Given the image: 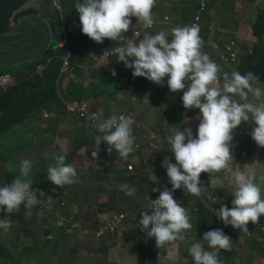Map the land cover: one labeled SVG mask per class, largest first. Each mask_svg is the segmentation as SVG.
Listing matches in <instances>:
<instances>
[{"label": "clouds", "instance_id": "clouds-1", "mask_svg": "<svg viewBox=\"0 0 264 264\" xmlns=\"http://www.w3.org/2000/svg\"><path fill=\"white\" fill-rule=\"evenodd\" d=\"M155 4L156 0H83L76 3L75 9L79 14L82 33L97 44H102L105 39L115 42L124 39L123 34L128 32L132 23L131 17H135V22L142 23L145 28L152 27L155 20L150 36L138 43L128 39L125 47L114 49L118 60L126 68L133 70V77H143L161 86L164 77H169L167 87L170 91H183L184 108L199 109V120L192 125L188 122L178 125L169 120L170 130L189 126L167 138L176 163H171L165 157L161 166L166 169L172 189L161 191L153 188V192L159 191V197L154 201L149 199L150 204L140 214L141 231L149 239L154 237L156 247L162 249L178 240L183 241L192 228L187 210L177 203L173 193L183 188L191 195L200 197L201 173H209L212 177L216 173H227L230 170L234 129L242 122H247L237 129L239 138L240 135L251 134L257 146L264 148V91L256 86L259 77L251 71L243 75L238 71L221 74L219 65L202 51L203 40L199 35V28L194 25L195 20L192 26L172 28L171 34L165 33L164 29L159 30L161 22L152 10ZM166 23L172 25V21ZM136 35L138 34L135 32L134 36ZM186 81H190V84L185 91ZM102 115L95 114V118L99 120ZM133 124V118L125 115H112L99 120L97 133L103 135L94 137L96 150L92 152V157H97L98 146L104 142L109 146V154L114 150L119 157L127 158L134 151ZM196 131L197 136L194 138L192 132ZM243 158L246 161L241 163L247 165L248 160L252 162V157L249 158L246 151ZM54 160L55 162H47L46 166L47 178L52 184L63 188L80 182L77 169L71 163L66 164L63 155L55 156ZM32 167L31 160H21L20 176L11 185L0 187V211L9 216L16 214L14 222L7 217L0 220V234L5 237L10 232L17 231V228H12L13 223H20L31 212H35L44 219V223L49 217L56 219L55 230L46 228L43 239H54L52 242L68 237L75 239L71 215H64L58 202L51 197L46 200L38 199V195L44 197L45 193L37 185L41 180L39 170L34 173L33 180L29 179ZM233 176V207L229 209L221 206L218 210L213 209V212L225 226L231 225L234 229H239L238 237L242 241L250 240L251 224L258 223L260 216L264 215L262 186L255 182L257 174L253 168H248L247 171L238 169ZM259 179L264 181V175ZM119 190L128 196H133L136 192L134 187L126 183L119 185ZM53 194L62 201V206L66 205L62 200L63 195ZM59 231H63L65 235L57 234ZM202 241L207 243V249L204 243L197 242L188 250L194 264H221L218 258L220 251H231L232 240L221 229L206 232ZM49 243L44 245L45 251ZM185 264L188 262L185 261Z\"/></svg>", "mask_w": 264, "mask_h": 264}, {"label": "crops", "instance_id": "crops-1", "mask_svg": "<svg viewBox=\"0 0 264 264\" xmlns=\"http://www.w3.org/2000/svg\"><path fill=\"white\" fill-rule=\"evenodd\" d=\"M29 1H19L15 4L14 10L0 12V70L1 68L6 67L7 64L21 65L26 61H29L28 63H44V61L53 52V49H58L60 45L70 46V29L72 30V34L83 42L82 44H78L76 47L74 46V51L69 50L67 54L61 57L63 60V57L70 56L72 66V72L66 79L62 78L61 69V75L58 80L59 86L57 85V82L55 85L57 101L61 100L63 104H57L51 110L43 111L42 113L36 115L35 118L27 124V126H31L30 129H18L15 131L18 134L23 132L25 133V131L28 133L29 131H32L34 134H40L44 133L43 129L45 127H48V131L52 135V140L46 143L48 146L47 148L39 151V148L34 145L33 148H27L26 150L18 149L19 152H26L27 150L33 152L31 155L22 157V159L31 160L32 165L34 163H42L46 167L47 162H55L54 157L57 156L60 151L69 152L72 156L71 162L81 164V170L78 171L80 182L72 185H65L70 187V191H74L75 196L71 198V201H74L75 204L66 203L65 206H62V201H58L60 211L66 216L71 215L70 217L73 218V223H77L80 227L74 229L75 239L70 237L61 238L47 245V251L49 253H54V257L57 258L56 262H53L51 259L47 261V263H146L143 262V260L138 262L135 256L132 258L123 257L124 245L130 240H139L138 245L142 248L140 249V252L149 248L145 242V240L147 241V238L137 231L139 223L131 216L126 217L123 225L116 231V233H114L113 237H103L100 239L86 237V233L88 231L95 230L98 232V230L105 225L106 221L104 219L115 209L120 208L116 206L118 205L117 202L123 200L124 198L134 200L132 202L137 201L139 213H142L145 211L143 206L147 203L149 197L146 196L145 193L141 192V194H139L137 191L135 192V195L128 196L123 191L119 190V185L121 184L126 183L135 189L137 188L136 185L139 184V178L132 175L127 170L115 169L108 160H102L100 165L97 166V161H95V159L83 157V150L90 142L95 141L94 137L97 136V134L92 129L86 127L82 122L78 120H71L67 114L64 102V100L74 98L84 100L88 99L94 109V103L91 99L97 100L106 96L110 99H114L113 94L108 91L111 88L114 90V88L107 86V82L112 80L114 84L117 83V81L123 78V76L119 74V65H123L124 68L126 67L123 62H119L118 58L116 60H113V58L107 60L103 55L106 50L115 47V45L122 42L123 39L117 42L108 40V43L103 42L102 44H97L92 41L82 33L79 14L76 9L75 14L73 15L67 16L65 14L64 8L68 6V0H49L53 3V5H48V8L51 11L50 15H47L46 13L39 15L33 14L32 16L24 17L21 20L16 19V13ZM197 1L199 0H156V4L152 10H154L156 18L161 22L159 30H163L167 27L166 21H172L173 28L188 25L189 23L181 24V22L187 21V18L184 15V10L187 7L189 19H191L196 12L194 9ZM200 1L201 5L198 10H202V14L196 17L194 25L199 28V35L203 40L202 51L207 53L212 61L215 62V60H217L221 69V74L224 72L231 74L232 71H238L243 75L251 71L257 75L260 80L262 77L256 71L241 69L235 66L236 62L231 59L229 48L232 47L233 42L236 41L242 51V45L237 38L228 37V34L239 35L244 32L249 38L256 40L257 44L264 43V27L259 31L254 28L263 21L261 12L264 7L261 6V0H231L232 2L238 1L239 3V7L235 9L226 5H219L217 1H215L212 5H210L209 0ZM78 2H83V0H77L76 3ZM59 3L62 4V6L59 7L60 11L56 7ZM20 6L21 8H19ZM243 8L246 9V13L243 11ZM207 11V17L209 16V18H206L207 23L205 24L203 17ZM47 16H49V18ZM167 17L169 18L168 20ZM247 18L250 20V24L245 22V19ZM51 19L57 23L56 33H54L52 29V24H50ZM131 21L132 23L128 32L123 34L125 39L131 38V32L135 28V17H131ZM249 25L250 28H248ZM221 40L226 42L224 46L221 45ZM257 44L253 53L247 54L244 57L254 55ZM81 49H83L82 57L78 59V65L81 66L79 67L81 69V74L76 75V70L79 68L75 66L74 62H76L79 57ZM98 56L102 57L103 62L98 63L96 61L97 58H99ZM72 57L74 58V62L72 61ZM85 57L88 59L83 62ZM86 64L87 67L83 68L82 66ZM113 66L116 67L115 73L111 71ZM45 68L46 65H42L40 67L41 73L45 70ZM126 69L132 71V69ZM92 71L95 72V75L89 73ZM46 76L50 77L51 74L47 73ZM101 76L104 77L103 80L99 79ZM168 79L169 77L165 76L163 85L161 86L142 78V83L144 84L141 83V85H139L135 90L134 98L138 100L137 102H127L123 100L122 106H119L117 101H115L111 103L107 111L95 109L104 114L105 117H110L112 115L119 116L125 112H132L137 115V119L139 121L145 124H150L156 115L159 116L158 109L163 107L165 104L156 100L155 108L149 112H146L142 105L146 103V96L149 94H153V97L159 95L162 100H165L164 102L168 103L170 98V89L167 87ZM96 81L100 82V86L95 85ZM70 89L71 91H69ZM178 103L180 108L169 112L168 119L170 121L178 125H185L189 120L193 122H197L199 120V109H185L182 97L181 100L180 98L178 99ZM47 114L52 116L50 120H46L45 116ZM159 124L161 123L159 122ZM32 126H37L39 129L31 130ZM135 128L138 127H133L132 130ZM72 134H75V136H72ZM27 136L28 135L25 133V137ZM251 143L254 144L252 141ZM255 155L256 151L252 154V162L246 165L245 171H247L248 168L255 169L257 174L255 182H258L260 183V186H263L262 184L264 181H261L259 177L264 175V160L262 159L264 152L261 151L260 156ZM231 166L232 171L234 168H239L235 160H232ZM38 167L40 171V166ZM132 178H137V180L132 183ZM233 183L234 177L231 181V184ZM37 185L44 193L46 189L57 187L49 180L38 181ZM227 193L221 195V201L226 198ZM45 198L47 199L48 197ZM205 200L210 202L209 197H206ZM180 206H182L181 203ZM189 220L192 224L200 219L197 215L196 217H189ZM55 222V217L49 218V220L45 221L42 225L34 227L32 229V233H36L37 228L55 230ZM129 230L133 231L134 237L126 235ZM81 237L82 239H80ZM149 241L150 247H154L156 242L155 238H150ZM184 241H188L189 248L192 244L197 242L204 243V246H206L207 243L203 242L202 239L197 238L195 233H193L192 228L185 236V239L183 241H179L180 251L177 257H182L184 264L185 261H187L188 264H193V259L188 250L187 252L183 250L182 244ZM244 241H246V239ZM94 246H101L102 251H93L92 249ZM59 250H61L63 256L59 254ZM258 257L259 260H256L254 264H264L261 257L259 255Z\"/></svg>", "mask_w": 264, "mask_h": 264}, {"label": "rangeland", "instance_id": "rangeland-1", "mask_svg": "<svg viewBox=\"0 0 264 264\" xmlns=\"http://www.w3.org/2000/svg\"><path fill=\"white\" fill-rule=\"evenodd\" d=\"M19 1L20 0L15 1L14 4H17ZM76 1L77 0H68L69 4L66 8H64L65 14L67 16L75 14ZM209 1H210V5H212L215 1H217L219 5H226L234 9L239 7L238 1L237 2L236 1L232 2L231 0H209ZM239 1H243V0H239ZM251 1H255V0H251ZM28 5L29 4L25 5L24 8L20 10V13L24 9H26ZM200 5H201L200 0L195 3L194 10L196 12L191 19H189L188 9L186 7L184 10V15L187 18V21L181 22V24L189 23L186 26H192L195 20V15L197 14ZM60 6H62L61 3L56 5L58 10ZM261 6L264 7V0H261ZM243 11L246 13L245 8H243ZM207 15H208V11L205 12L203 17V20H205L204 22L205 24L207 23L206 18H209V16L207 17ZM261 17L263 21L259 25L254 27L255 30L257 31L261 30L264 27V9L261 12ZM21 19L22 18H20V20ZM245 22L247 24H250V20L248 18L245 19ZM172 28L173 25H167V27L164 29V32L171 34ZM248 28H250V25L248 26ZM228 37L237 38L242 45V56L239 62L235 64L236 67H239L242 58L247 54L253 53L257 41L249 38L248 35L244 32L239 35L229 33ZM104 42L108 43V39H105ZM225 43L226 42L221 40L222 46H224ZM82 53H83V49H81L79 53V57L75 62V66L78 68L81 67L78 65L79 63L78 59L82 57ZM258 58H260V55ZM87 59L88 58L85 57L83 62H85ZM98 59H100V60H96L98 63L103 62L102 57H99ZM28 62L29 61H26L24 63H28ZM82 67L83 68L87 67V64L83 65ZM115 68L116 67L113 66V69H111V71H113L114 73L116 72ZM118 68H119L118 69L119 74L123 76V78H121L115 84L113 83L112 80L107 82V86L114 88V90L112 88L108 90L111 94H113L114 99H110L107 96L103 98H99L97 100L91 99L96 109H102L107 111L111 103L115 101H117L119 106H122L123 100L127 102L138 101L136 98H134L135 91L130 92L129 90L131 89V84L133 83L140 84L139 77L133 78L132 71H129L126 68H124L123 65H119ZM71 72L72 71H68V72L63 71L62 78L66 79ZM89 73L95 75V72L93 71ZM79 74H81L80 68L76 70V75ZM259 75L262 74L259 73ZM103 78L104 77L101 76L99 79L103 80ZM132 79H134L133 82ZM95 85L100 86V82L96 81ZM257 86L260 87L262 91H264V84H258ZM169 92H170V98L168 103L164 102L165 100L164 99L162 100V98H160L159 95L153 97V94H149L146 96L147 98L146 103L142 105L146 112L152 111L155 108L156 100L158 102H161L162 104H165L163 105V107L158 109L159 116L156 115L150 124H145L139 121L135 113L125 112L121 114L125 116L129 115L130 117L133 118V120L137 123V125H140V127L132 130V135L134 137V143H133L134 151L127 158L119 157V154L116 153L114 150L111 152V154H109L108 152L109 146L104 142L100 143V145L98 146V155L96 158H93L92 152L96 150L95 141L90 142L88 146L83 150V157L85 158L90 157L95 159V161H97L96 163L97 166L100 165L102 160H108L110 161L111 165L114 166L115 169L127 170L129 173L139 178V180L141 179L143 181L141 192H143V188L147 187V182L149 183L151 188H158L161 191L164 189L171 190L172 185L169 183V178L167 176L166 169L161 166L165 157H167L171 163L173 164L176 163L174 154L171 152L169 145H167L168 143L167 138L169 137V135L170 136L174 135L176 131L179 130L184 131L185 129H188L189 126H187L184 129H180L177 127H174L173 130L169 129V119H168L169 112L173 110H178L180 108V105L178 103L180 91L175 93L171 91ZM262 99H264V97H262ZM61 104H63V102H61ZM193 109L197 110L195 108ZM67 114L69 115L71 120H78L82 122L86 127L92 129L97 135H103L102 133H97V124L99 120L109 118V117H105L103 114L102 116L99 117V120L96 121V123H94L90 120V118L80 119L77 117H73L69 114L68 111ZM159 122L161 124H159ZM194 123L195 122L193 121L190 120L188 121V124L190 125ZM33 129H39V128H37V126H32L31 130ZM43 130L44 133H40V134H34L32 131H29V133L25 131V133L28 135L27 137H25V133L23 131H22L23 133L18 134L14 131V128L9 129L7 131H3V129L0 128V187L4 185H10L8 181L10 179L11 180L14 179V175L10 173V170H12V168L15 166L16 161L20 162L21 160H23L22 159L23 156L33 154L32 151L27 150L26 152L24 151L19 152L18 149L26 150L27 148H33V146L35 145L36 147L39 148V151H42L48 147L46 143L52 140V135L49 133L48 127H45ZM192 134L193 137L195 138L197 136V131L192 132ZM72 136H75V134H72ZM245 139L249 140V144L245 145L244 143ZM250 141H253L251 134L248 136L240 135V138L234 144L231 153L233 160H235L237 163L246 161L243 158V152L245 151L248 152L249 158L255 151H256L255 156H260L261 151L259 149L264 151V148H260L257 146V144L254 141H253L254 144L250 143ZM58 155H63L65 157V163L66 164L71 163L72 166L77 169V172L81 170L80 163L71 162L72 156L69 154V152L67 153L60 151L58 152ZM40 164L41 163H34L32 166H40ZM232 173L233 172L231 165H230V170L227 173L222 171L220 173L214 174L212 177L209 173H201L200 176L201 184L199 186L202 188V195L200 197H195L189 193L180 198L181 205L187 210L189 217L197 216V210L199 209V202L204 203L202 199L209 197L210 202L221 201V195H223L224 193L226 194L230 188V185L228 183L231 181V178L233 177ZM256 183L260 184L258 182ZM262 185H263L262 187H264V183ZM52 190L58 192L60 195H63L62 200L65 201L66 203L75 204L74 201H71V198L74 197L75 194L74 191H70L69 186H64L63 188H59L57 186L55 188L46 189L45 196L40 197L38 195V199L46 200L45 197H51L58 202L59 200L50 193V191ZM185 191L183 188L176 190L173 193V198L174 197L176 198L180 192H185ZM157 193L160 194L159 191H157ZM132 201L134 200H128L127 198H124L123 200L117 202L118 205L116 206L120 208L115 209L111 214H109L104 219L108 223L107 233L98 234L95 230L94 231L90 230L86 233V237H91L92 239L113 237L114 233H116V224H117L113 221L117 216H125V217L131 216L134 218L135 221L139 223L140 219L142 218L140 215L141 213H139V206L137 201L135 202ZM177 203L179 204L180 201H177ZM213 209H214L213 207H210L211 211H213ZM31 213L32 214L28 216L26 219L20 221L16 232L12 231L5 237H3L0 234L1 242L5 246L8 252L6 257L12 258L14 256H19L22 253L29 252L32 254L30 259L26 260L23 258L19 261L18 264H49L47 263V261L51 259L53 262H56L57 258L54 257V253L51 252L49 253L48 251H45V249H43L46 243L52 242L54 241V239L45 240L42 238L43 236H46L45 234L46 230L44 228H37L36 233H32V229L34 227H38L39 225H42L44 223V219L42 217L37 216L35 212H31ZM259 220L264 222V215H261ZM137 231L147 238V241L145 240V242L149 248H146L144 249L143 252H140V249L142 248L139 247L138 245L139 240H135V239L130 240L124 245L123 257L132 258L133 256H135L138 262L141 260L147 262V263H139V264H152V263L182 264V257H177L180 251L179 240L174 242L171 246L167 248L159 249L156 247V242L154 247H150L149 238L147 237L146 233L141 231L140 225L138 226ZM57 234L65 235L63 231H59L57 232ZM126 235H131L132 237H134L132 230H129V232ZM53 236L55 237V235ZM80 239H82V237ZM244 244L248 246L251 250H253L255 253H257L264 262V241L246 240L244 241ZM92 250L99 252L102 251V247L94 246ZM40 254H43V256H40ZM59 254L63 255V253H61V250H59ZM253 257L254 256L249 251H247L244 258L251 259ZM0 264H6L3 258H0Z\"/></svg>", "mask_w": 264, "mask_h": 264}, {"label": "trees", "instance_id": "trees-1", "mask_svg": "<svg viewBox=\"0 0 264 264\" xmlns=\"http://www.w3.org/2000/svg\"><path fill=\"white\" fill-rule=\"evenodd\" d=\"M15 1L17 0H0V12L14 10ZM20 1L27 2L29 0H20ZM21 6L19 8H21ZM0 38H1V33H0ZM70 41H71L70 46L60 45L58 49H53V52L44 61V63L42 62L23 63L21 65L7 64L6 67L1 68L0 75L13 74V76L15 75V77L17 78L16 86L0 91V128L3 129V131H7L12 128H14V131L18 129H22V130L30 129L31 126H27V124L31 122L36 115L42 113L43 111L51 110L57 104H61V100L57 101L56 86H55L56 82L57 85L59 86L58 80L61 75V69L63 65V60L61 57L67 54L69 50H73L74 46L76 47L78 44L83 43L79 38H77L74 34H72L71 29H70ZM259 55L260 58H258ZM116 59L117 58H113V60ZM72 61L74 62L73 57H72ZM215 63L218 65L217 60H215ZM42 65H46V68L41 73L40 67ZM239 68L246 70H254L258 74L261 73L262 75L260 76L262 78L258 81V84H264V43L257 44L254 55L243 57V59L241 60V64L239 65ZM47 73L51 74V76L50 77L46 76ZM142 78L143 77H141V80ZM185 84L186 87L184 90L186 91L187 86L190 84V81H186ZM139 85H141V83ZM138 86H136L134 91L137 89ZM69 91H71V89ZM182 96H183V91H180L179 94L180 100ZM251 99L252 97L250 94L249 100ZM246 124L247 122H242L241 125H239L236 129L233 130L231 152L234 144L239 139V134L237 133V129ZM133 127H139V125H137V123L134 121L132 128ZM244 143L245 145L249 144V140L245 139ZM167 145L169 144L167 143ZM262 159L264 160V156H262ZM250 163L251 160H248L247 164ZM237 165L239 168H234V170L232 171L233 173L238 169L241 171H245L246 163L238 162ZM38 170H39L38 166H33L32 173L30 174L29 179L33 180L34 173ZM47 170L48 168H46L41 163L40 181L48 180ZM10 173L14 175V179L20 176V162L16 161V164L12 168V170H10ZM233 177L231 178V181ZM14 179L12 180L10 179L8 183L11 185ZM136 180L137 178H132L131 182L134 183ZM231 181L228 183L230 185V188L228 190L226 198L223 201L207 202L205 199H202L204 203L199 202V209L197 210V215L200 220L192 223V231L199 239H203V236L206 232L215 229H221L225 235L230 237V239L232 240L231 251H225V250L220 251L218 258L221 261V264H254L256 260H259V257L254 251H252L248 246H246L244 242L238 237L239 229H234L231 225L225 226L223 221L218 219V217L214 214V212L210 210V207H213L214 210H218L221 206H226L229 209L233 207L232 200L234 199V197L231 194L233 188V184H231ZM142 183L143 181L140 179L139 184L136 185L137 186L136 191L139 194H141ZM152 189L153 188H151L149 183L147 182V187L143 188V193H145V195L148 196L150 200L154 201L158 198L159 194L157 192H153ZM261 189H262V196H264V187H261ZM50 193L54 195L52 191H50ZM186 194H188L187 191L180 192L176 198L174 197V199L176 201H180L181 203L180 198ZM150 200H148L147 203L143 206L144 209L146 205L150 204ZM15 216H16L15 213L9 216L6 212L0 211V220H3L7 217L12 222H14ZM18 224L19 223H15V224L13 223L12 228H18L19 226ZM249 239L264 241V222L259 220L258 223L251 224ZM182 247L183 250L187 252V250L190 249L188 247V241H184ZM205 248L207 249V245L205 246ZM247 251H249L254 257L251 259L244 258ZM7 254L8 252L0 239V258H3L6 264H18L21 259L24 258L26 260H29L30 257L32 256L31 253L26 252V253H22L19 256L7 258L6 257ZM143 262L146 261L143 260ZM182 264H184L183 259H182Z\"/></svg>", "mask_w": 264, "mask_h": 264}, {"label": "built area", "instance_id": "built-area-1", "mask_svg": "<svg viewBox=\"0 0 264 264\" xmlns=\"http://www.w3.org/2000/svg\"><path fill=\"white\" fill-rule=\"evenodd\" d=\"M202 14V10L198 11V15ZM196 16V17H197ZM169 18L167 17V20ZM154 20V19H153ZM196 20V18H195ZM155 26V20L154 23L152 25V27L150 28H145L144 25L142 23H138L135 22V28L132 30L131 32V38L133 41L135 42H139L140 40L144 39L146 36H150L151 35V31L150 29H152ZM137 33L138 35L134 36V33ZM128 39H123L122 42H119L115 45V47H112L108 50L105 51L104 53V58L109 60L111 58H118V54L115 53L114 49L117 47H125L128 43ZM230 51V56L231 59L234 62H238L240 59V56L242 54L240 47L238 46V43L235 41L233 42L232 47L229 48ZM132 59V58H130ZM64 63H63V67H62V72H68V71H72V66H71V58L70 56H65L63 57ZM97 60H99L97 58ZM133 71V70H132ZM71 74V73H70ZM133 78H137V77H133ZM140 82L142 83L141 77H139ZM134 79H132L133 82ZM131 81V79H130ZM129 81V82H130ZM17 84V78L15 77V75L13 76L10 74H2L0 75V91L2 90H6L10 87H14ZM139 84H131V91H134V89L136 88V86H138ZM65 102V106L67 111L69 112V114L73 117H77L80 119H89L96 123V121H98L97 118H95V114H99L98 111L94 110L92 107V104L90 101L88 100H84V99H80V98H74V99H69V100H64ZM46 120L51 119V115L47 114L46 116ZM132 168V167H131ZM53 193L59 194L56 191H53ZM126 219L125 216H117L113 222L117 223L116 224V231L120 228V226L124 223V220ZM71 222H72V228L76 229L79 228L80 226L77 223H73V218L71 217ZM107 227H108V223L106 222L105 225L103 227H101L98 230V234H102V233H107Z\"/></svg>", "mask_w": 264, "mask_h": 264}, {"label": "water", "instance_id": "water-1", "mask_svg": "<svg viewBox=\"0 0 264 264\" xmlns=\"http://www.w3.org/2000/svg\"><path fill=\"white\" fill-rule=\"evenodd\" d=\"M27 4H29V5H28V7L26 9H24L21 13H20V10H21L20 9L16 13V15H15L16 19L19 20L20 18L29 17V16H32L33 14L39 15V14H42V13H46L47 15H50L51 11L48 8V4L53 5V3L51 1H49V0H31ZM47 17L49 18V16H47ZM50 24H52V29H53L54 33H56V31H57V23H55L54 20L51 19L50 20Z\"/></svg>", "mask_w": 264, "mask_h": 264}]
</instances>
